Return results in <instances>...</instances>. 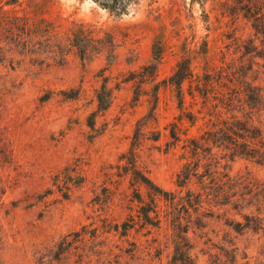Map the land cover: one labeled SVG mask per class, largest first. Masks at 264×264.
Instances as JSON below:
<instances>
[{"label":"rangeland","instance_id":"rangeland-1","mask_svg":"<svg viewBox=\"0 0 264 264\" xmlns=\"http://www.w3.org/2000/svg\"><path fill=\"white\" fill-rule=\"evenodd\" d=\"M125 6L0 0V264H174L172 227L163 216L170 200L160 196L148 223V189L137 186L139 202L131 163L139 176L179 189L183 159L169 131L174 122L182 139L202 131L207 115L193 124L185 115L203 109L197 82L206 70L231 61L249 67L262 91L249 109L264 135V48L251 43L236 1ZM153 50L161 51L156 78L143 82L135 99L128 77L154 61ZM184 57L193 73L182 81V106L172 85L161 86L155 118L142 124L152 83ZM224 75L216 86L222 82L228 95ZM103 82L111 98L99 109ZM221 163L218 177L234 189L232 200L206 209L200 224L192 208L179 209L191 256L184 264H264V159L228 152Z\"/></svg>","mask_w":264,"mask_h":264},{"label":"trees","instance_id":"trees-1","mask_svg":"<svg viewBox=\"0 0 264 264\" xmlns=\"http://www.w3.org/2000/svg\"><path fill=\"white\" fill-rule=\"evenodd\" d=\"M98 1L104 6L124 10L128 0ZM234 1L250 25L252 30L251 43L256 47L261 45L264 48V0ZM83 54V50H80L81 57ZM152 57L154 61L142 65L140 69L132 72L131 77H128V79L133 78L135 82V99L142 94L141 84L145 81H154L156 78V68L161 57V51L153 50ZM227 65L211 69V71L206 70L203 77L199 76L201 78L198 79L197 84L202 96L203 109H197V113L190 110L185 116L193 124L199 118L198 114L203 113L201 117L207 115L205 124L200 128L202 131L198 135H190L182 139L179 133L180 127L176 122L172 123L169 131L170 143L172 146L179 144L180 157L183 159L179 170L176 172L175 184L179 187L176 192L155 184L147 175L139 176L140 173L135 168V162L132 159V184L135 185L134 192L139 202H142V197L137 186L144 184L148 189V203L151 207L142 210L145 220L148 223L151 222L150 210H155L160 196L170 200L169 207L172 208H167L163 216L165 221H170L172 227V239L175 246L174 264H184L187 260H191L189 250L183 246L185 241V234L183 233L187 230L180 228L182 215L179 209L182 207L187 212L189 207L192 208L196 218H198L195 223L200 224L202 213L206 209L232 200L234 192L231 191L234 189L231 190L225 180L218 177L219 168L222 166L221 159L228 152L231 155L249 153L264 159V144H259V142H264V135L262 129L253 123V115L249 109L260 101L262 97L261 88L250 79L249 67L245 66L244 63L238 65L240 68L232 61ZM232 72L234 75H231ZM192 73L189 59L184 57L177 61L175 68L168 76L152 83L153 102L147 114L142 117L146 119L142 124H147L150 118H155L154 109L158 99V90L161 86L172 85L176 90L178 105L182 106V81L191 77ZM224 74L229 75L228 81H224L229 89L228 95H225L224 89L221 87L222 82L218 84L220 85L219 88L216 86L217 79L222 78ZM216 93L218 97H216ZM110 98L111 90L103 82L96 90L97 107L105 109L109 105ZM142 118L136 122L134 141L138 139ZM158 136L156 133L153 138L157 139ZM130 151L134 153L133 149ZM182 190L185 191L184 194L181 192ZM167 195L170 197L167 198Z\"/></svg>","mask_w":264,"mask_h":264}]
</instances>
